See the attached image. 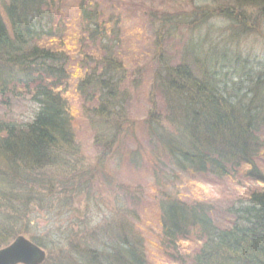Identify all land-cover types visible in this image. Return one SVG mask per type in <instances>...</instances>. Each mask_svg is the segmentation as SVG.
<instances>
[{"label":"trees","instance_id":"16d2710c","mask_svg":"<svg viewBox=\"0 0 264 264\" xmlns=\"http://www.w3.org/2000/svg\"><path fill=\"white\" fill-rule=\"evenodd\" d=\"M215 1L224 4L222 19L237 25L244 36L257 32L264 36V0ZM247 5L256 9L255 17L247 13ZM108 18L102 2L95 6L94 0H0V247L27 234L21 228L32 226L35 208H50L57 194L79 189V168L86 166L79 163L72 114L59 89L67 83L71 61L79 68L77 49L97 41L106 43L105 50L118 45ZM158 29L159 36L163 27ZM48 42L55 43L54 48ZM60 44L64 51H59ZM182 49L179 65L170 66L166 60L157 72L158 89L168 100L167 112L159 120L174 130L157 132L153 139L170 150L179 166L190 165L202 173L223 177L229 176L230 166L255 167L264 150V101L259 99L260 95L264 99V63L255 66L262 71L254 76V65L230 47H202L190 40ZM108 60L106 68L93 76L97 85L98 77L113 78L109 86H100L103 92L120 83L114 77L121 65ZM19 104L24 109L17 112ZM52 172L60 179H53ZM67 201L70 207V198ZM233 204L223 210L236 217L233 224L221 225L209 214L211 207L163 202L159 239L172 246L188 229L199 231L200 245L189 258L180 255L178 264H264V185L252 191L245 204ZM123 222L117 229L121 237L112 239L117 241L112 245V240L101 238L102 246L97 247L92 227L80 234L82 242L79 234L70 241L64 226L51 228L55 233L44 236L49 241L37 238L42 236L29 238L49 249V264H148L143 250L148 239L133 234L135 228L129 229L132 239H128L124 228L130 224ZM89 226L86 221L84 227Z\"/></svg>","mask_w":264,"mask_h":264},{"label":"rangeland","instance_id":"374dc122","mask_svg":"<svg viewBox=\"0 0 264 264\" xmlns=\"http://www.w3.org/2000/svg\"><path fill=\"white\" fill-rule=\"evenodd\" d=\"M94 2L95 6L102 2L107 18L117 17L108 18L107 22L112 24L108 28L116 31L115 38L119 43L113 51L105 50L106 43L98 41L92 46L85 43L87 47L77 49L79 68L71 61L67 83L59 89L72 114L79 163L85 162L86 168H79L76 192L69 190L54 195L56 198L51 199L50 208H35L32 226L21 229L26 231L24 235L28 238L31 235L43 238L48 232L55 233L51 228L64 226L70 241L77 239L79 234L82 242L80 234L92 227L96 233L95 245L100 247L101 238L110 241L121 237L117 229L127 221L130 226L124 229L128 239H132L129 229L133 228V234L139 233L148 239L143 247L148 264H178L180 255L187 259L196 251L202 236L190 228L177 237L176 244H162L158 223L162 203L180 201L188 207H211L209 214L212 213L218 224H233L236 217L223 211L224 207L233 203L235 206L245 204L252 191L263 187L264 150L256 159L255 167L250 164H241L239 168L230 166L229 176L223 177L175 163L170 150L164 146L160 148L153 139L157 132L174 130L170 123L159 120L168 106L167 95L158 89L160 63L168 60L170 66L179 65L182 47L192 40L202 47H230L236 56L241 58L242 55L243 61L248 60L251 67L254 65L252 75L257 76L255 71L262 70L255 66L264 63V36L258 32L244 36L237 25L222 19L220 14L224 4L215 0ZM247 6L246 9L250 8L247 13L255 17L256 9ZM190 16L194 18L192 22H189ZM165 26L169 27L165 29ZM158 27H163L159 36ZM53 45L55 43L48 46L54 48ZM59 46V51L65 50L62 44ZM68 50L71 52L73 48ZM108 58L121 65L114 77L120 82L119 86L108 88L109 93L108 89L103 92L100 86H109L113 78L98 77L100 84L93 83L96 81L94 74L98 76L99 68H106ZM224 76L218 75L219 78ZM118 81L114 85L117 86ZM99 92L101 95H97ZM240 96L238 99H242ZM259 99L264 101L261 95ZM22 109L23 104H19L16 111ZM51 176L60 179L53 172ZM69 198L70 207L67 206ZM86 221L90 224L87 228L84 227ZM44 238L50 240V237ZM85 240L90 242L87 235ZM116 242L112 240L110 245ZM45 250L47 256L42 264H49L51 253L49 249Z\"/></svg>","mask_w":264,"mask_h":264},{"label":"water","instance_id":"95a60500","mask_svg":"<svg viewBox=\"0 0 264 264\" xmlns=\"http://www.w3.org/2000/svg\"><path fill=\"white\" fill-rule=\"evenodd\" d=\"M45 258V250L23 235L0 248V264H42Z\"/></svg>","mask_w":264,"mask_h":264},{"label":"bare ground","instance_id":"6f19581e","mask_svg":"<svg viewBox=\"0 0 264 264\" xmlns=\"http://www.w3.org/2000/svg\"><path fill=\"white\" fill-rule=\"evenodd\" d=\"M256 120H257V121H258V120H261V117H259V118L257 117ZM258 122H259V121H258ZM78 219H79V216H78ZM20 235L25 236L24 234H20ZM17 236H18V235H17ZM36 244H37V243H36ZM37 245L40 246L39 244H37Z\"/></svg>","mask_w":264,"mask_h":264}]
</instances>
